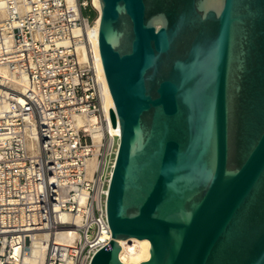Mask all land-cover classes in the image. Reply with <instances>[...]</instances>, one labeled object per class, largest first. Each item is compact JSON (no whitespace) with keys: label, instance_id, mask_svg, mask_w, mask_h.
Wrapping results in <instances>:
<instances>
[{"label":"water","instance_id":"obj_1","mask_svg":"<svg viewBox=\"0 0 264 264\" xmlns=\"http://www.w3.org/2000/svg\"><path fill=\"white\" fill-rule=\"evenodd\" d=\"M120 144L91 264H264V0H94Z\"/></svg>","mask_w":264,"mask_h":264},{"label":"built area","instance_id":"obj_2","mask_svg":"<svg viewBox=\"0 0 264 264\" xmlns=\"http://www.w3.org/2000/svg\"><path fill=\"white\" fill-rule=\"evenodd\" d=\"M97 15L91 0H0V264H29L36 240L31 264H91L104 246L120 134L80 57Z\"/></svg>","mask_w":264,"mask_h":264},{"label":"bare ground","instance_id":"obj_3","mask_svg":"<svg viewBox=\"0 0 264 264\" xmlns=\"http://www.w3.org/2000/svg\"><path fill=\"white\" fill-rule=\"evenodd\" d=\"M91 6L98 12V15L95 19L94 26L92 28H89L87 32H82L85 36L88 37L89 43L86 50H82L80 53L81 58H86V52L87 55L89 54L90 59L93 60V62L98 65L99 71L101 73V79L104 84V109L106 112H109L110 109H115V104L107 83V79L104 72V67L100 55V48H99V30H100V21H101V11L100 9L95 5L94 0H91ZM80 33V30L78 31ZM79 124H83L84 119L82 117L79 118ZM111 130H114L117 134H120V127L117 124V126H112ZM91 165H95V160L91 161ZM112 238L111 230L110 228L104 230L102 232V235L100 237V241L103 245L108 243ZM75 239V234L70 229H64L61 230L57 235V240L61 241L62 243H71ZM121 245V252L119 254L120 260L123 263L126 264H139L143 261H147L150 258V241L148 239H137V238H128L125 240L119 241ZM42 245L39 240H36L32 246L30 255L27 259V263H35L39 260V258L42 256Z\"/></svg>","mask_w":264,"mask_h":264},{"label":"rangeland","instance_id":"obj_4","mask_svg":"<svg viewBox=\"0 0 264 264\" xmlns=\"http://www.w3.org/2000/svg\"><path fill=\"white\" fill-rule=\"evenodd\" d=\"M84 14L87 16H90L91 18H93L94 16H95V12L92 10V9H90V10H85L84 11Z\"/></svg>","mask_w":264,"mask_h":264}]
</instances>
